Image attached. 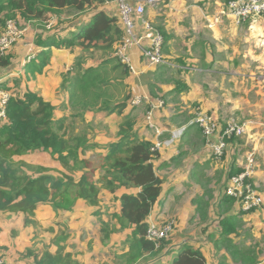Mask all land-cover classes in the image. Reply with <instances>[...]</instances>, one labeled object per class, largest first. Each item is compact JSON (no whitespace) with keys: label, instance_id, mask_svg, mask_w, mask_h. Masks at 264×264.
<instances>
[{"label":"crops","instance_id":"crops-1","mask_svg":"<svg viewBox=\"0 0 264 264\" xmlns=\"http://www.w3.org/2000/svg\"><path fill=\"white\" fill-rule=\"evenodd\" d=\"M142 1L130 0L135 5ZM224 1L225 4L227 3L226 7H223ZM164 6L163 10L158 7L146 6L145 18H148L163 35V54L166 61L157 66H149L138 48L131 50L137 74H130L127 84L129 85L131 98L141 96L142 102L138 106H132L130 98L126 113L132 112L137 120L136 127L140 136L151 140L153 143L156 141L157 136L148 126L146 119L147 112L153 106L158 105L153 115L154 121L165 130L162 135L163 140H170L173 135H178L179 131L184 129L180 137L159 150L161 156L156 160L155 165L158 174L165 179V183L162 194L147 219L148 225L152 222L163 225L169 222L171 218H175L173 219L175 226L169 237L161 240L169 241V244L168 242L166 243L167 246L162 250L161 254L158 256L146 254L139 259L150 257L152 259L151 264H172L173 258L177 256L179 245L190 242L197 248L201 247L206 257V264H224L219 258L221 254L219 256L214 255L215 251L218 252L214 248H219L224 243V238L221 236V219L225 216H233L235 233L230 236L233 244L240 251L241 249L249 250L250 252L254 250L258 254L259 262L257 264H264V243L260 244L262 247H258L256 242L260 231L264 234V202L259 208L244 211L238 201H235L230 209H226L221 201L226 195L225 189L229 184L230 177L243 171L246 154L255 152L256 159L258 152L264 154V121L246 119L255 121L258 124L252 125L244 136L234 137L229 141L223 157L215 161L211 157V148L202 129L195 124L189 125L194 119L196 112L193 106L190 105L189 107L184 102V100H190L198 108H201L198 111L217 115L214 114L216 118L213 116L218 122V129L209 140L217 143L220 140V132L228 122V120L224 121L223 117L220 116L223 114V102L216 103L215 107L203 104L202 101L212 100L210 97L203 95V92H194L196 88L189 80L191 74L195 75L206 86L207 90L211 86L212 90H216L214 83L219 76L220 82L216 85L224 86L225 84L231 90V96L225 94L221 101H236L237 107H239V101H253L256 99L255 93L262 94V97L260 99L257 98V100L264 101V64L262 60L260 61V59H264V55H257L254 50L257 49L255 43L254 48H242V43L249 39H258L259 42L260 40L264 42V17L255 15L243 24H238L229 14L227 0H168ZM104 9L108 13L116 15L119 19L116 0L104 5ZM52 24H48L47 29H50ZM36 35L40 39L42 32L36 31ZM33 45L35 51H37L36 45L34 43ZM79 54V49L71 51L53 47V56L47 61L43 71L39 72L34 63L37 57L36 53L32 60H28V47L21 67L17 66V57L14 54V65L7 69L0 68V74L4 73L3 76H0V89L10 90V87L7 86L10 85L8 84L9 78L21 75L20 69L22 67L23 72L27 68L31 81L27 80V83H23L25 87L20 95H23L26 91L39 94L55 106V118L70 117L73 110L70 104V94L62 88L63 75L69 71ZM99 62L98 59H88L84 67H95ZM18 67L19 71L16 73L14 69H18ZM33 75L35 76L33 77ZM257 79L259 80L255 82L254 80ZM13 81L17 82L15 79ZM195 93L201 96L192 99L191 97ZM167 97L168 100H166ZM160 101H163L162 105L159 104ZM165 101H168L166 108H164ZM184 103L186 107L183 108V111H175L176 107ZM249 106L251 108L254 107L253 104H249ZM191 107L192 110H189ZM187 110H189L188 113H184ZM165 112H167V115L164 114ZM84 116L85 121L91 123L89 139L90 143L94 144V146L87 149L85 158L96 163L97 155L105 152V149L100 147L118 140L123 115L117 112L89 111ZM243 120L239 119V121ZM253 130H263V132L254 138L252 149H248L247 147L250 143L249 133ZM181 137L183 138L181 143H179ZM188 143H191V149L193 150L188 147ZM241 146L246 149L241 148ZM184 147H187V149H183ZM196 149L200 151L196 152ZM244 150L246 152L239 157L238 155ZM234 154L237 156L235 157ZM27 155L29 154L21 156L20 159L26 161L29 165H33V169H36V167L47 168V165H50L56 171H51L53 174H58V171H65L56 157L48 152L38 151L30 153L28 158L26 157ZM185 156L186 158L181 159ZM241 158L244 159L243 164ZM49 160L52 164H48ZM177 161L180 162L178 165L179 170L177 169L179 174L174 176V174L167 175V173H162L168 171ZM202 167H207L208 169L220 168L226 171L224 178L222 174L221 176L218 175L221 182L214 192L215 196H213L212 203H215V206L211 204V201H208L206 206L209 207V210L203 211L200 219H197L199 214L196 206L193 205L194 203L192 204V200L186 201L184 204L180 202L173 207V212H168L170 210L168 206L169 208L172 207L171 199L174 193L169 191L170 188L175 184L187 181L194 175V171L198 172V169ZM262 168L263 166H261ZM231 169L236 170L237 173L229 175L228 172ZM255 170L251 183L264 200V192L262 193L256 187L264 185L263 172L259 171L257 166ZM30 173L33 172L30 171ZM82 174L81 171L76 172L74 177L79 179ZM173 181L175 182L173 183ZM138 191L139 189L137 188H120L116 193L103 190L101 193L102 208L100 210L90 206L83 199L76 201L72 211L56 210L49 204H41L35 211L36 227L32 224L25 225L23 214L10 215L0 212V255L3 252L6 255L3 258V264H34L36 258L34 255L28 254L29 250H32L39 258L46 251L55 253L58 250V245L52 239L65 227L68 235L66 251L72 252L74 259L79 264H89L86 258L98 256L101 249L107 254H114V258L118 262H127V257L120 258L119 255L127 251L128 235L131 230H123L120 229L119 225H115L112 214L120 211V201L116 200L117 198L123 193L136 194ZM99 211H102L103 215L100 216L98 214ZM43 213H48V216L44 217ZM192 214L193 217H191ZM47 219L51 221L49 225H45L48 224L46 222ZM103 220L106 222L110 221L111 227L114 228L106 241H103V235L100 230L101 221ZM88 221L93 222L94 225L87 227L89 225L84 222L88 223ZM77 226H80L81 229H77ZM49 228L53 231H49ZM82 228H87L86 231L92 230L93 233H97L98 237L87 238L85 236L86 231H82ZM44 233L47 234V239H42ZM80 236L83 249L74 248L72 244ZM242 237L247 239L249 243L244 241L243 245H241ZM37 240H39V244H34V247H31L33 242ZM30 242L31 244H29ZM252 242H254L253 246H251ZM20 244L25 247L23 250H20ZM210 255L214 256L213 259H210ZM98 258L95 257L92 261ZM233 264L244 263L237 260Z\"/></svg>","mask_w":264,"mask_h":264},{"label":"trees","instance_id":"trees-1","mask_svg":"<svg viewBox=\"0 0 264 264\" xmlns=\"http://www.w3.org/2000/svg\"><path fill=\"white\" fill-rule=\"evenodd\" d=\"M112 1L0 0L1 23L21 18L43 25L41 38L35 43L34 63L39 72L53 56V47L80 50L74 64L63 75L62 88L69 92L73 110L70 117L55 118V106L32 91L13 94L8 102V120L0 127V212L23 214L24 224L36 227L35 211L41 204H49L56 210H70L76 200L83 199L100 210L103 190L116 193L120 188H137L136 194L123 193L116 199L120 201V211L112 214L115 225L131 230L127 251L119 255L131 261L146 254L158 256L166 243L169 244L164 240L157 245L158 242L146 237L147 219L162 194L165 179L155 165L160 152L152 151L153 142L140 136L137 120L132 112L126 113L131 98L127 84L130 71L116 55L124 28L116 15L104 9ZM50 23L53 24L47 29ZM88 59L100 62L85 68ZM14 60L11 52L0 53V68H11ZM89 111L123 115L118 140L100 147L105 152L97 155L96 163L85 158L87 149L94 146L89 139L91 123L84 116ZM38 151L56 157L65 171L53 174L45 167L33 169L20 159ZM79 171L83 174L76 179L74 175ZM236 173L233 169L228 172L229 175ZM221 201L230 209L237 200L225 195ZM98 214L101 216L103 212ZM221 226V236L226 242L235 233L233 216L223 217ZM100 230L106 241L114 228L110 221L103 220ZM66 231V227L61 229L52 239L58 245L55 253L46 251L39 258L32 250L28 251L36 258L34 264H79L73 253L66 251ZM232 249L233 256L244 264L259 262L257 252L249 258L252 250L240 251L237 246ZM172 264H206V257L201 247L185 242L179 245Z\"/></svg>","mask_w":264,"mask_h":264},{"label":"built area","instance_id":"built-area-1","mask_svg":"<svg viewBox=\"0 0 264 264\" xmlns=\"http://www.w3.org/2000/svg\"><path fill=\"white\" fill-rule=\"evenodd\" d=\"M118 3L119 19L124 28V35L120 45L116 49V55L119 60L127 65L130 74H137V69L133 63L131 50L138 48L149 66H157L165 63L163 54L164 38L161 32L153 25V23L145 18L146 6L157 7L166 0H143L138 5L132 4L130 0H116ZM229 14L237 21L243 24L249 18L255 15L264 17V0H229ZM26 28L20 29L16 20H10L4 31L0 35V53L5 55L9 53L13 45L21 38ZM35 49L33 43L29 45L28 60L35 57ZM13 93L0 89V127L7 122V105ZM142 102L141 96H134L130 100L132 106H138ZM160 105L163 101L159 102ZM159 105V106H160ZM158 105L153 106L147 112L148 126L155 132L156 141L152 145V151L157 152L161 148L168 146L181 136L184 129L173 135L170 140H163L162 135L165 130L154 121V110ZM198 125L206 136L208 145L211 148V157L221 159L225 154L228 142L234 137L244 136L249 128L258 124L252 120L239 121L235 118L228 120L225 128L220 132L219 141L217 143L209 141L210 137L217 131L218 122L213 115L198 111L194 119L189 125ZM256 154L249 152L245 157V165L242 172L233 175L229 179V184L225 189V194L235 198L244 211H250L259 208L264 200L262 195L253 187L251 179L255 174ZM175 221L158 225L150 223L147 227L146 237L155 243L166 239L172 233ZM3 264V260H0Z\"/></svg>","mask_w":264,"mask_h":264},{"label":"rangeland","instance_id":"rangeland-1","mask_svg":"<svg viewBox=\"0 0 264 264\" xmlns=\"http://www.w3.org/2000/svg\"><path fill=\"white\" fill-rule=\"evenodd\" d=\"M167 1L168 0L160 3L157 7L158 8H162L160 10H163L164 7H165L164 5H165V3ZM228 1L229 0H227V2ZM224 4H225V1L223 3V7L224 6L226 7L227 3L225 5ZM223 12H225V11H223ZM9 20H16L17 24H18V27L20 29H23V28H26V27L28 28V25H29V28L24 31V33L21 36V38L13 45L12 49L9 51V53L11 52V53L16 55V57H17L16 58V60H17L16 62L18 64L17 66L21 67V63H22L23 59L26 57V49H28L30 43H34V44L36 43V41L38 40V35H36V31H38L40 33L43 32V29H42L43 25H41L39 22H31V23H29V22L24 21L21 18H10V19H7L4 23L0 22V34L4 31V29L6 27V22L9 21ZM258 42H259L258 39H255V40L249 39L248 41H244L242 43L243 44L242 48L243 49H251L252 47L254 48V43H255V45H257V49H254L255 52L257 53V55L263 56L264 55V42L261 41V40H260L259 43ZM261 60H262V63L264 64V59H260V61ZM240 64H241V62H240ZM14 71L16 73H18L19 67H18V69H14ZM20 71H21L22 74L19 75V76L16 75V76H14L12 78H9V83L8 84H10V85H7L8 87H10V90H8V91L13 92L16 95L22 94V92L24 90V87H25V86H23V83H25V82L27 83V80L31 81L30 76L28 75V72H27V68L23 72V67H22L20 69ZM258 71H259V69H258ZM258 71H257V73H258ZM3 74L4 73H1L0 76H3ZM35 75H33V77ZM14 79L17 80V82H14L13 81ZM189 80L192 82V84L196 88L194 90V92H197V91L203 92V95H206L207 97H210V99L212 100V101H202L203 104H206L209 107H215L216 103L223 102V104H222L223 114H221L220 116L223 117L224 121L230 120L231 118H235L237 120H239V119H244V120H246V119H252V120L253 119H259L261 121H264V114H263L264 101L257 100V98L260 99L262 97V94L259 95V94L255 93V98L256 99H254L253 101H239V107H237V105L235 104L236 101H221V99L224 98L223 95L226 94L228 96H231V90L225 84H224V86H221V85L217 86L216 85L217 83L220 82V77L219 76H218L217 80L214 83V87H215L216 90H212V86H211V88L209 90H207L206 86L202 82H200V80L198 78H196L195 75L191 74L190 77H189ZM258 80L259 79L254 80V81L257 82ZM200 96H198V94L195 93L191 98L194 99L195 97H200ZM166 100H168V97H167ZM216 100H218V101H216ZM189 101L190 100H188V101L184 100V102L187 104V106H189V107H190V105L193 106L195 112L197 113V111L200 110L201 108H198L195 104L192 103V101H190V102ZM167 103H168V101H165L164 108H166ZM185 103L184 104H180L178 107H176L175 111H181V110L183 111V108L186 107ZM249 104H253L254 107L251 108V106H249ZM148 107H149V105H148ZM196 107H197V109H196ZM147 109H146V111H147ZM189 110H192V107ZM189 110L184 111V113H188ZM194 113H193V115H194ZM164 114L167 115V112H165ZM216 116H215V118H216ZM113 125H115V124L113 123ZM262 132H263V130H260V131H258V130L254 131L253 130V131H251L249 133L250 137H248V138H250V143H249V146L247 147L248 149H252V147L254 145V143H253L254 138H256L258 135L262 134ZM182 138L183 137L180 138L179 143H181ZM191 140H192V138H191ZM188 147L190 149L192 148L191 143H188ZM241 148L246 149L243 146H241ZM183 149H187V147H184ZM191 150H193V149H191ZM197 151L199 152L200 150L196 149V152ZM245 152H246V150L241 151V154L238 155V156L239 157L242 156ZM29 156H30V154L27 155L26 157L28 158ZM186 156L182 157L181 159L186 158ZM234 156L236 157L237 155L234 154ZM181 159H180V161H181ZM214 160L216 161V160H220V159H214ZM241 162L243 164V162H244L243 158H241ZM179 163L180 162L177 161L174 164V166H171V168L168 171L162 172V173H167V175L168 174H170V175L174 174V176H176L177 174H179V171H178L179 170L178 169ZM48 164H52L50 160L48 161ZM28 166H29V164H28ZM30 166L32 167L33 165H30ZM256 166L258 167L259 171L261 170V172H263V177L262 178H263V181H264V154H261L259 152L257 153L255 169H256ZM261 166H263L262 169H261ZM47 168L49 170H52L53 172H55L54 168H52V166L47 165ZM192 171H193V169H192ZM225 172H226L225 170H221L220 168L208 169L207 167H202V168L198 169V172L194 171L193 172L194 175L192 177H190V179H188L187 181H183L181 183H178L177 185L175 184L169 190V191H173L174 193H173V198L171 199V206L172 207L169 208V206H168V209H170L171 211L168 210V212H173V209H174L173 207L175 205L179 204L180 202H183V204H184L186 201L192 200V204L194 203L193 205L196 206L197 213L199 214L197 219L202 218V212L205 211L206 209L209 210V207L206 206V203H208V201H211V204L213 206H215V203H212V200H213V196H215L214 192L216 191V188L218 187V185L221 182V181H219L218 175L221 176V174H222V176L224 178V176H226ZM172 178H173V176H172ZM256 181H257V178H256ZM174 182L175 181H173V183ZM256 187L262 193L264 192V185H262L261 187H259V186H256ZM69 198H70V201H71L72 200V196H70ZM76 201L74 202L73 207L75 206ZM72 208L70 210H65V209H62V210L72 211L73 210ZM219 208H220V206H219ZM42 215L44 217H47L48 213H43ZM191 217H193V214H192ZM173 219H175V218H171L170 220H173ZM91 221H93V220L91 219ZM46 222L48 224H45V225H49L51 223L50 219H47ZM84 223H86V225H89L87 227H91L92 225H94L93 222H89V221H88V223L87 222H84ZM77 229H81V227L77 226ZM86 229L87 228H82V231H86ZM81 236L75 242H73L72 246L74 248L83 249V247L81 245V242H80ZM85 236L87 238L95 237V236L98 237L97 233H93L92 230L86 231V235ZM42 239H47V234L44 233L43 236H42ZM244 241H247L249 243V241L247 239H244L242 237L241 241H240L241 245H243ZM256 242L258 244V247H262V246H260L261 243H264V234H263L262 231H260ZM29 244H31V242ZM34 244L38 245L39 244V240L33 242V244H32L33 246L31 245V247H34ZM212 244H213V247H214V243L213 242H212ZM253 244H254V242L251 243V246H253ZM234 246L235 245L233 244V241L229 237V240L224 242V243H222L221 247L214 248V249H216L218 251V252L215 251L214 255L215 256L216 255L219 256V254H221V256H219V258H220L222 263L224 262V264L225 263L226 264H233L234 261L238 260L237 258H235L233 256V249L232 248H234ZM24 248L25 247H23V245L20 244V250H23ZM211 249H213V248L211 247ZM241 251H242V249H241ZM255 255H256V252L252 251L250 253L249 258H252ZM5 256L6 255L3 252V254L0 255V260H3V258ZM95 257H99V258L95 259L94 261H92L93 258H95ZM213 257H214L213 255H210V259H213ZM86 261L89 264H151L152 259H150V257H146V258H142V259L138 258V259L127 261V262L123 263V261L118 262L116 260V258H114V254H112V253L107 254L106 252H104L101 249V252L98 254V256H93V257H91L89 259L86 258Z\"/></svg>","mask_w":264,"mask_h":264}]
</instances>
